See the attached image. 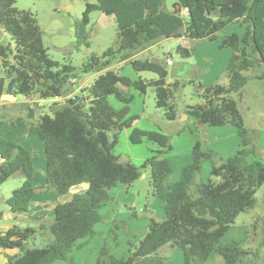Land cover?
Here are the masks:
<instances>
[{"label":"trees","instance_id":"16d2710c","mask_svg":"<svg viewBox=\"0 0 264 264\" xmlns=\"http://www.w3.org/2000/svg\"><path fill=\"white\" fill-rule=\"evenodd\" d=\"M175 2V8L180 5L175 11L165 8L164 0L87 2L81 18L74 23L76 47L89 45L86 26L93 10L114 15L117 30L111 46L101 54L92 53L77 68L50 57L32 11L18 7L15 0H0V34L10 36V42L0 41V99L6 81L11 78L15 95L53 98L62 96L66 84L78 73L97 72L89 85L63 100H53L48 110L37 116L28 106L27 116L33 118L29 123L18 119L43 143L45 180L49 186L60 195L72 186H86L54 206L53 220L48 225L53 239L42 246L28 245L35 232L29 226L13 224L0 230V247L18 250L5 254V264H51L71 258L76 241L94 233V224L102 218L99 207L111 199L110 189L117 183L129 186L146 167L150 169L152 194L163 204L164 218L150 217L143 237L126 256H116L102 246L95 264H169L160 252L165 244L182 251L183 264H203L214 250L223 256L225 264H246L244 258L250 252L236 240L221 238L241 212L255 205V192L264 183V163L250 158L255 147L231 95L249 78H264V0ZM182 9H186V18ZM234 21L245 26L242 34L232 32L222 37L221 46H229L233 51L225 65L228 84L199 83L196 93L202 102L187 105L185 112L201 125H233L240 137L235 153L227 158L218 157L197 140L191 149L192 161L182 167L174 182L168 179L171 165L165 153L171 144L166 133L132 127L129 137L133 143L148 139L159 146L141 165L116 155L113 148L119 132L132 126L136 118L128 114L132 96L124 88L134 87L141 93L152 88L156 106L164 109L167 119L174 120V98L184 85L178 79L167 82L165 58L135 57L134 52L166 36L214 40L219 31ZM181 25L184 33H175ZM192 50L181 44L175 48L182 57L190 56ZM115 60H126L135 71H152L156 77L132 79L110 68ZM249 70L255 73H243ZM189 82L195 83L193 79ZM110 94L123 103L121 108L110 104ZM0 159V184L15 173L23 177L20 186L5 198V204L11 212L27 210L35 192L31 152L0 136ZM203 160L211 161V174L216 180H196ZM260 244L264 250V225Z\"/></svg>","mask_w":264,"mask_h":264},{"label":"rangeland","instance_id":"374dc122","mask_svg":"<svg viewBox=\"0 0 264 264\" xmlns=\"http://www.w3.org/2000/svg\"><path fill=\"white\" fill-rule=\"evenodd\" d=\"M86 1L94 0H15V5L29 9L36 15L43 32V43L47 47L51 58L61 63H70L79 68L92 53L101 54L103 50L111 46L117 30L116 22L111 17L104 15L100 10H93L89 15L90 21L86 26L89 45L81 44L76 47L74 23L81 18ZM174 3L175 0H164V6L168 10L178 9L175 8ZM183 15L186 18V14L183 13ZM244 26L245 23L231 22L218 32L214 40L206 38L166 39L160 37L137 49L133 54L135 57L148 56L165 59L167 55L171 56L173 64L167 65V80L172 82L178 79L184 82L174 98L176 111L179 113L177 120L179 125L184 124L185 130L193 128L196 141L200 140L206 147L209 144L210 147L219 148L221 151L228 147L226 142L231 136L226 132L225 127L230 129H235V127L231 124H227V126L203 124L201 129L193 127L191 120L197 121L192 116H189L191 120L184 118L186 116L185 107L202 102V98L196 93L197 89L200 90L199 83L204 86H209L214 82L223 85L228 84L225 65L233 51L229 46H221L222 37L232 32L242 34ZM0 41L10 42V36L7 33H1ZM176 43L192 48L191 55L188 57L175 55V48L178 45ZM227 52L230 55H227ZM110 68L135 78L138 76L142 78L156 77V74L152 71H135L126 60H115ZM243 73L252 76L255 72L249 70ZM92 74L93 72L78 73V75H84L85 77ZM0 76H2L1 68ZM189 79H193L195 83L189 82ZM74 84L76 82L72 80L66 84L63 99L72 96V93H78V91H73ZM84 85L83 87H85ZM126 89L132 96L130 113L136 117L132 124L138 121V118H140L141 124L147 123V119H151L157 124V128H160L161 124L167 133L173 132L171 128L176 123L165 117L163 108L156 106L155 93L152 88H148L145 93L137 91L134 87H126ZM231 95L237 102L245 127L249 130L251 145L253 144L255 147V153L251 154L250 158L259 159L264 163V78H249L238 91L232 92ZM17 97L23 99L22 95ZM52 99L56 100L57 98H50V100L42 102V105L38 101H26L15 106L21 114L22 120H26L28 119L27 111L30 104L34 116H36L48 110L49 104L53 101ZM108 99L116 109H119V107L114 106V103H118L120 108L123 106L122 102L111 95ZM11 113V111H4L0 107V133L16 138V135H14L16 127L14 125H16L17 120L14 114ZM143 115L146 117L142 118ZM222 129L224 132H222ZM23 134L24 131L21 137H23ZM221 139L223 144L219 143ZM152 143L148 139H143L139 143L129 141L126 130L123 128L119 132L118 141L113 152L119 155L122 160H129L136 165H141L144 160H139V156L149 157L153 154ZM32 146L36 191L27 212L17 213L15 218L12 219V223L31 227V230L35 232L34 237L28 241V245L42 246L45 242L53 239V235L48 230V225L53 220V209L49 207V204H52L57 196L61 197L60 202L68 200L73 192L81 190L86 184L72 186L64 195H60L55 191L56 196H54L55 194L51 192L50 188L42 190L45 183L44 151L43 148L39 149L34 144ZM170 151L171 149L165 153L166 157L171 156ZM214 152L218 157H222L216 151ZM207 161L211 163V161ZM209 177L212 180L217 178L210 172ZM22 180L21 174L15 173L0 184V211L6 206L5 198L11 194L13 189L20 186ZM116 185V187L113 186L110 189L111 199L99 207L102 218L94 224V233L76 241L71 251V258L59 259L51 264H95L102 246H106L108 251L116 256H126L143 237L149 218L161 219L165 216L162 202L152 194L150 169L148 167L144 168L141 175L129 186L122 183ZM255 198V205L241 212L221 239L222 241L236 240L240 242L242 247L250 252L244 258L246 264H262L264 250L260 241L264 225V183L257 188ZM42 224L44 229H41ZM15 250L18 251L17 249H3L0 247V264H5V254H11ZM162 254L170 260L171 264H183V253L178 248L164 249ZM203 264H215L214 256Z\"/></svg>","mask_w":264,"mask_h":264},{"label":"crops","instance_id":"0c3cea01","mask_svg":"<svg viewBox=\"0 0 264 264\" xmlns=\"http://www.w3.org/2000/svg\"><path fill=\"white\" fill-rule=\"evenodd\" d=\"M87 2H91V3H95L96 0L94 1H86L85 2V5ZM175 5V3H174ZM85 9V8H84ZM84 11V10H83ZM102 12V11H101ZM182 13L186 14L184 12V9H182L181 11ZM83 13V12H82ZM91 13V12H90ZM103 13V12H102ZM104 15H107L109 17L112 18V20L115 21V18H114V15L112 14H105L103 13ZM90 15V14H89ZM82 16V15H81ZM89 21H90V17H89ZM166 39H169V38H176V39H184L185 37L184 36H180V37H174V36H166L164 37ZM176 44H179V43H176ZM168 51V50H167ZM175 55H179L178 53L175 52ZM227 55H230V53L227 52ZM171 58L170 55H167L166 59L167 58ZM59 62V61H58ZM61 63V62H60ZM173 64V62L171 63ZM170 64V65H171ZM124 66V65H123ZM122 74V73H121ZM97 75V72H93L92 75L88 76V77H85L84 75H78L76 77H73L71 80L72 81H75L76 84H74V88H73V91H79L84 83L86 82V84L84 86H87L89 85L92 80L96 77ZM128 76V75H127ZM131 77V76H129ZM137 77V76H136ZM139 77V76H138ZM137 77V78H138ZM132 79H136L135 77H131ZM8 81H6L5 84H7ZM167 82H171L169 80H167ZM129 88V87H128ZM128 93V89L124 88ZM138 91V90H137ZM145 93V92H144ZM74 95V93H72ZM111 96H113L116 100H118L114 95L110 94ZM108 95V97L110 96ZM18 95H16L15 98L10 99V98H1L0 99V107L4 110V111H11L16 120H17V123L16 125H14V127H16V131L14 133V135H16V138H12V136H9V135H6V134H1L0 133V136H4V137H7V138H10L12 140H14L15 142L21 144L22 146H24L26 149H28L31 154H32V145H36L39 149L43 148V143L41 141V139L38 137L37 134H35L34 132L28 130L25 125L21 124L20 122H18V119H22L21 118V114L19 113L18 109H17V104H20L21 102H35V101H38L40 105H42V102L46 101V100H50V98H38L37 96H30V97H25L23 96V99H18L17 97ZM63 95L62 96H58L56 100H61L63 99ZM54 100V99H52ZM109 100V99H108ZM110 101V100H109ZM119 101V100H118ZM115 102V101H114ZM121 102V101H119ZM22 104V103H21ZM44 104V103H43ZM17 105V106H15ZM31 107V104L29 105ZM114 106H119L118 103H114ZM13 110V111H12ZM45 112V111H43ZM41 112V113H43ZM130 102H129V111H128V114L130 113ZM11 113V114H12ZM40 114V113H39ZM38 115V114H37ZM36 115V116H37ZM131 115V113L129 114ZM190 115H188L186 113V116H184V118H189V120H191L189 117ZM146 117L145 115H143L142 118ZM178 118H179V113H177V118L174 119L172 122L173 123H176L175 126L173 128H171L173 130V132H171L170 134L167 133V131H165L164 129V126L162 127L161 124H160V128H157V124L154 123L151 119H147V123H144V124H141V120L140 118H138L137 120L138 121H135L134 124H132V126L130 127H125V130H126V134L129 138V141L130 140V133H131V130H132V127H138L140 129H144V130H159L163 133H166L168 136H169V142L171 144V156H167V159L171 165V172L168 176V179L169 181L171 182H174L176 180L179 179L180 177V173H181V169L183 166L189 164L191 161H192V153H191V149L194 145V143L196 142V136L194 134V130H192L191 128H187L186 130L184 129L185 125L182 124V125H179L178 123ZM32 120V118H28L26 120L23 119L24 123H29L30 121ZM191 123L193 125V127H197L199 129L202 128V125L199 124L198 122H195L193 119L191 120ZM18 126V128H17ZM220 126H227V124L225 125H220ZM226 129V132L228 134H231V136L229 137V140L226 142V144L228 145V147L224 150V151H221V149L219 150V148H214V147H210L209 144L207 145L209 149L213 150V151H216L217 153H219L220 156H222L223 158H227L228 156H231L232 153L234 151H236V149L239 147V143H240V137L239 135L237 134V130L236 128L235 129H230L229 127H225ZM209 130V129H208ZM236 130V131H235ZM24 131V134H23V137H21L22 135V132ZM222 132H224V130L222 129ZM221 133V132H220ZM37 137H36V136ZM39 138V139H38ZM143 141V140H142ZM141 141V142H142ZM221 144H223L222 142V139L220 140ZM180 146V147H179ZM115 148V146H114ZM113 148V150H114ZM152 149L156 150L159 148V146L157 145V143L153 142L152 143ZM115 153V152H114ZM229 153V154H228ZM235 153V152H234ZM233 153V154H234ZM116 154V153H115ZM117 155V154H116ZM227 156V157H226ZM147 157L146 156H139V160H145ZM252 158V157H251ZM209 172L211 173V163H209L207 160H203L201 162V167H200V172L199 174L197 175L196 177V180H203V181H206L208 179H210L209 177ZM146 175V174H145ZM34 185H35V182H34ZM117 186V185H116ZM115 186V187H116ZM127 186V185H125ZM45 188H50L51 192H53V194H55V189L51 186H49L47 183H46V180H45V183H44V187L42 188V190H44ZM35 191H36V187H35ZM34 195V194H33ZM56 196V194L54 195ZM33 198V197H32ZM32 200V199H31ZM61 201V197H56L54 202L52 204H49V207H51L53 209V212H54V206ZM28 210V209H27ZM27 210L25 211H21V212H27ZM20 212V213H21ZM19 213V212H11L9 210V207L6 205L4 207V209L2 211H0V230H6L8 227H10L11 225H13L14 223H12V219L15 218L16 214ZM165 214V213H164ZM164 218V217H163ZM86 237V236H85ZM223 237V236H222ZM222 239V238H221ZM172 248L171 245L169 244H165L163 245L161 248H160V252L162 254L163 250L164 249H170ZM17 251H12L11 254L13 253H16ZM214 256V259H215V264H225V260L223 258V256L221 254H219L217 251H212L210 253V255L207 257V259L204 261V262H207L208 260H210L212 257ZM5 263V261H4ZM169 264H171L170 260H169Z\"/></svg>","mask_w":264,"mask_h":264},{"label":"water","instance_id":"95a60500","mask_svg":"<svg viewBox=\"0 0 264 264\" xmlns=\"http://www.w3.org/2000/svg\"><path fill=\"white\" fill-rule=\"evenodd\" d=\"M177 2H175L176 5ZM174 5V6H175ZM177 10L180 9V5L177 4ZM175 11V10H174ZM215 14H219V11H216ZM175 33H184V25H181L179 28L176 29ZM37 78V76H35ZM13 84H14V78H11L7 84L4 93L1 95V98H10L13 99L16 97V95L13 93Z\"/></svg>","mask_w":264,"mask_h":264},{"label":"built area","instance_id":"2783aa9c","mask_svg":"<svg viewBox=\"0 0 264 264\" xmlns=\"http://www.w3.org/2000/svg\"><path fill=\"white\" fill-rule=\"evenodd\" d=\"M184 12L186 13V9H184ZM166 62H167V64L168 65H170L171 63H172V61H171V58L169 57V58H167L166 59ZM26 97V96H25ZM58 96H55L54 98H57ZM0 160H2V159H0Z\"/></svg>","mask_w":264,"mask_h":264}]
</instances>
